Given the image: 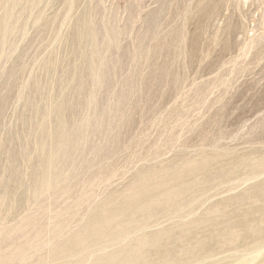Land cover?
<instances>
[{"label":"rangeland","instance_id":"rangeland-1","mask_svg":"<svg viewBox=\"0 0 264 264\" xmlns=\"http://www.w3.org/2000/svg\"><path fill=\"white\" fill-rule=\"evenodd\" d=\"M0 264H264V0H0Z\"/></svg>","mask_w":264,"mask_h":264},{"label":"water","instance_id":"water-1","mask_svg":"<svg viewBox=\"0 0 264 264\" xmlns=\"http://www.w3.org/2000/svg\"><path fill=\"white\" fill-rule=\"evenodd\" d=\"M110 147H111V145H110ZM104 156H106V155H103V158L109 157V156H106V157H104ZM82 176H86L85 173Z\"/></svg>","mask_w":264,"mask_h":264},{"label":"bare ground","instance_id":"bare-ground-1","mask_svg":"<svg viewBox=\"0 0 264 264\" xmlns=\"http://www.w3.org/2000/svg\"><path fill=\"white\" fill-rule=\"evenodd\" d=\"M254 257V256H253Z\"/></svg>","mask_w":264,"mask_h":264}]
</instances>
